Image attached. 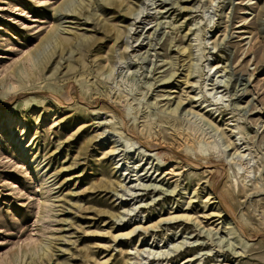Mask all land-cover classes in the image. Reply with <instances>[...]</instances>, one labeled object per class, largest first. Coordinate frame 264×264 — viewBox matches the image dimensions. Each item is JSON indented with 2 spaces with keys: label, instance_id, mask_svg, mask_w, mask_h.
Returning a JSON list of instances; mask_svg holds the SVG:
<instances>
[{
  "label": "rangeland",
  "instance_id": "obj_1",
  "mask_svg": "<svg viewBox=\"0 0 264 264\" xmlns=\"http://www.w3.org/2000/svg\"><path fill=\"white\" fill-rule=\"evenodd\" d=\"M0 264H264V0H0Z\"/></svg>",
  "mask_w": 264,
  "mask_h": 264
},
{
  "label": "bare ground",
  "instance_id": "obj_2",
  "mask_svg": "<svg viewBox=\"0 0 264 264\" xmlns=\"http://www.w3.org/2000/svg\"><path fill=\"white\" fill-rule=\"evenodd\" d=\"M67 15V12H64ZM60 43L64 45L65 41L60 38ZM173 173V172H171Z\"/></svg>",
  "mask_w": 264,
  "mask_h": 264
}]
</instances>
